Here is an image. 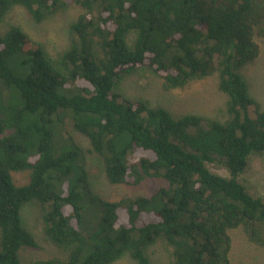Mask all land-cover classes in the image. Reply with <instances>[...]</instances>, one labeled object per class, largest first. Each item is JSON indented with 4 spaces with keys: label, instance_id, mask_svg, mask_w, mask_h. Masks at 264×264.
I'll list each match as a JSON object with an SVG mask.
<instances>
[{
    "label": "trees",
    "instance_id": "1",
    "mask_svg": "<svg viewBox=\"0 0 264 264\" xmlns=\"http://www.w3.org/2000/svg\"><path fill=\"white\" fill-rule=\"evenodd\" d=\"M69 4L83 12L56 61L19 26L0 34V264H20L21 248L37 247L21 222L30 202L41 205L46 237L69 249L65 260L32 264H111L125 254L150 264L146 250L159 238L173 247L172 264H230L228 230L237 227L264 246V199L238 179L249 155L264 152V111L241 74L259 55L264 0H0V22L20 7L40 23ZM144 67L164 89L217 72L227 118L174 117L117 92ZM71 85L76 94L61 92ZM55 117L88 140L111 185H163L150 196L101 200L79 146L52 154ZM23 171L28 181L15 184L12 173ZM85 195L101 206L88 234Z\"/></svg>",
    "mask_w": 264,
    "mask_h": 264
},
{
    "label": "rangeland",
    "instance_id": "2",
    "mask_svg": "<svg viewBox=\"0 0 264 264\" xmlns=\"http://www.w3.org/2000/svg\"><path fill=\"white\" fill-rule=\"evenodd\" d=\"M82 12L79 5L69 4L54 16L35 23L28 18L25 10L14 7L0 22V34L11 25L19 26L33 41L41 44L50 59L56 61L70 43V25ZM133 38L134 33L129 35V43ZM255 42L259 46V55L241 69V74L246 82L249 96L264 111V37H255ZM61 92L73 95L77 93V89L71 85ZM117 92L130 100H144L150 107H163L174 117L199 115L221 123L227 118V97L218 89L217 72L192 79L180 88L164 89L162 80L149 68L144 67L125 75L118 83ZM56 118L51 125L54 132L52 154L59 156L73 149L75 144L79 146L85 157L90 188L101 200L116 201L122 198L150 196L160 185H163L162 180L159 179H148L136 186L111 185L106 179L102 158L88 152L90 148L88 140L74 131L69 119L55 120ZM66 131L69 134H66ZM207 167L218 175L228 176V171L222 165L209 163ZM12 178L15 184H24L28 181L29 171L12 173ZM238 179L252 195L264 199V152L249 155L247 167ZM82 203L81 232L88 234L99 219L101 206L98 201L91 202L88 195L84 196ZM41 215V205L36 202L26 203L21 208L22 225L31 233L37 247L21 248L20 264H32L50 259L65 260L69 255L68 248L61 247L46 237ZM228 235L231 241L230 264H264V246L250 242L241 227L229 229ZM146 254L150 264L173 262V247L163 238L151 244ZM111 264L137 263L125 254Z\"/></svg>",
    "mask_w": 264,
    "mask_h": 264
}]
</instances>
